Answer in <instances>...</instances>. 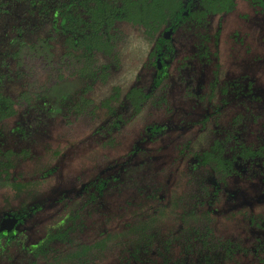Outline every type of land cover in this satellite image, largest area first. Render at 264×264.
I'll return each instance as SVG.
<instances>
[{"label":"flooded vegetation","instance_id":"flooded-vegetation-1","mask_svg":"<svg viewBox=\"0 0 264 264\" xmlns=\"http://www.w3.org/2000/svg\"><path fill=\"white\" fill-rule=\"evenodd\" d=\"M37 1L46 2L43 10H36V6L40 8ZM117 1L118 4L121 3V0ZM181 1L183 3L182 13L188 16L189 11L193 8L190 2H198L199 0ZM51 2H62L64 7L63 15L58 16V20H54L50 12ZM231 2L229 4L231 6L230 10L233 8L234 0H231ZM99 4H101L102 8L106 6V8L110 9L115 6V0H0V24L1 21L4 22V26L0 29V34L2 36L7 34V43L15 46L14 52L8 55L4 54L5 57L10 56V61L20 56L22 57L20 53L21 51L23 52L24 46L27 45L25 39L40 29H44L43 32L47 31L46 35L36 39L35 43L32 42L31 44L37 46L40 60H42L44 52H46L44 54L45 59H50L53 57V47L46 42L50 39L47 35L51 31H55L56 35L63 37L64 51L61 53V63H65L66 67L71 70H67L68 78L66 79L64 77V69L60 68V73L56 76V80L46 88L44 86L42 89H35V86H33L26 89L27 94L32 99L26 102L21 98L20 103L25 105L23 112L28 115L26 121L33 128H28L29 126L26 125L23 133H34L36 129H40L42 125H47L49 121L57 119L61 115L66 116L71 113L82 115L83 111H86L88 107H90L92 115L97 114V109L103 106L111 118L108 121L110 122L108 123L109 127L105 125L107 123L105 120L93 129V132L96 133V140L99 141L100 138H97V135L99 136L100 132L115 130L121 125L122 120L119 117L123 115L122 111L125 108H128L132 115H143V112L145 111V114L150 106L155 108L167 107V110L169 109L167 95L169 93L168 82L171 75H169L168 69L175 53V45L171 43V37L190 20L177 23L175 26L170 25L169 21H166L158 28H151L133 22L130 19H123L110 26L102 22L100 28L96 27L94 29L93 25L96 23L97 17L90 18L92 14L90 15L87 10L88 8L99 10ZM30 10L33 11L32 15ZM230 10L218 12V14L224 15ZM124 12L126 16L127 11ZM71 13L74 15L73 19L67 16V14ZM10 19H16L15 21H19V23L11 24ZM85 20L86 22H84ZM91 22H93L92 25H89ZM124 23L128 24L132 31H136L137 34L140 33V39L147 43H153L151 64L155 67V74L151 85L147 90L137 84L129 86L126 90H123L121 86H114L109 96L103 98L100 102H95L93 97L90 96L92 85L97 81H107L111 73L120 68L119 48L122 45L123 37L121 35H123V32L121 26ZM191 25L190 28L194 31L193 25ZM47 26L50 29H46ZM100 33H103L101 38L98 37ZM150 34L154 36H149ZM86 36H88V40L97 38V40H107L110 44L103 43L108 46L104 48L94 46L93 49L88 50L84 44ZM160 37L163 38L164 42H159ZM102 58H110L111 62L108 64L99 62V59L102 60ZM4 59L6 60L5 67L0 70V75L6 76V74H10L11 77L12 75L16 76L9 72L11 69H8L11 67L9 66V60L7 58ZM187 61H180L179 65H177L178 73L176 72L174 76L175 80L185 84L181 86L185 90L194 88L198 95V102L208 106V108L201 112L202 116L198 129V132L202 133L203 137L186 140V142L182 141L179 146L173 145L176 151L175 156L179 157L181 161L184 158L187 160L180 170V174L168 172L171 175L165 180L167 185L161 187L160 184H157L159 179L156 176L157 172L162 169L161 163L151 165L148 161H141L137 164L132 162V157L137 150L145 149V146L139 147L137 145L117 169L120 174L115 173L110 177L81 182L79 189L66 190L59 195L58 199L54 201V205L57 204L56 209L58 208V217L52 219L54 228L44 236L41 244H37L32 250L24 247L25 250H30L29 264H43L42 261L37 260L38 257L34 256L33 251L45 243L48 235L54 232L56 227L63 231V239L57 243V246L55 245L62 251L68 250L72 245L87 246L93 244L98 240L99 235L100 237L107 235L106 237H108L109 241V246L105 247L106 250L102 252L89 248L87 261L82 259L73 263L71 261H61V264H91L100 259L101 256H115L123 264H130L135 261L140 264H224L226 260L232 259V256L238 254L239 251L242 254L249 251L244 246L245 239L239 244L233 242L230 234H219L212 216L216 213L214 205L220 204L221 206L224 201L231 202L235 199L237 188L241 185L240 181L243 183L245 179L252 180L254 184L253 186L249 184L250 191H257L259 189L258 185L264 188V175H261L264 174V119L258 123L257 143L245 141L246 137L244 134L248 130L247 126L251 124L249 119H252L254 123L255 119L248 116L244 117L239 113L235 114L230 121H228L229 119L225 121L227 99L224 95L231 94L230 82H219V70L215 69L216 72L213 75H209L205 87L203 85L205 81L203 74L193 75V70L190 67L188 73L185 70L183 74L180 73V69L185 66L188 67ZM201 61L205 62L206 60L202 59ZM15 62L17 65L19 64L17 61ZM215 63L217 64V61ZM203 65L201 64V69H203ZM60 66L62 67V65ZM19 71H21L20 68ZM243 80L245 81L243 92L248 91L247 93L250 94L249 90L253 91L254 86L249 82L250 79L248 77ZM86 84H90L88 89H84ZM177 87L179 85L175 86V88ZM232 87L236 91L233 94L241 92V88L238 85L233 84ZM133 89L136 90L133 91ZM24 91L22 90L18 96ZM38 92H43L45 96L47 95V97L42 98L41 106L37 105L38 101H36L37 97H35ZM18 96L16 97L17 101L20 98ZM81 97L87 99L85 104ZM16 103L15 101V105ZM77 104H79L80 111L76 107ZM197 113L199 114L200 112H195V115ZM186 116L185 113H182L181 119L177 123L174 122L175 120L170 114L168 118L158 124L147 125L144 129L145 136L140 139L152 140L159 138L169 129L179 131L180 127H182L181 123H187ZM34 128L36 129L34 130ZM236 128H238V131H235ZM106 132L102 136H105ZM16 133L19 134L18 132ZM192 140L194 144H190L193 142ZM138 142L136 141L135 143ZM103 144L111 148L117 142H115L114 138L109 137ZM21 155L23 158L20 159L21 161L16 169L20 167L22 160L27 158V156L24 158V155ZM32 173L33 171L31 174H25L24 178L29 179V176L36 174V172ZM160 173H163V169ZM172 175L174 176L171 178ZM45 176L47 174L43 172L41 174L37 173L36 179L41 181ZM81 177L78 174L75 178L76 182H79ZM231 181L238 183V187L230 188L229 190L228 184ZM130 182L135 186V190L138 189L142 193L135 203H141L145 206L144 212L133 211L129 206L127 207L134 200H126L124 198L122 201H124L125 208L128 210V216H122L124 222L118 229L111 228L110 224L114 215L111 206L115 197H113L114 195L110 196L109 192L112 189H117V194H119V190L127 189V183ZM36 186H28L25 193L31 192L34 195ZM247 188L248 186H246ZM244 191L246 190H241L242 193ZM133 192L138 194L137 191L133 190ZM69 194H72V196H69ZM92 194L94 198L89 199ZM246 197L244 196L243 200L239 201L238 214H240L242 225L244 223L249 225L250 229L247 234L260 236L258 242H255L258 244L250 249L252 251L251 255H254L264 251V207L263 210H260L261 213L258 211L253 212L254 205L261 206L264 204V195L263 197L262 195ZM27 202L28 204H23L24 206L22 207L16 200V205L12 206V208L4 207L6 209H0V211H3V217L0 221V238H4V241L5 237L2 236V231H5L6 234L12 232L10 241L14 243L16 232L20 225L24 227L26 220L35 216L44 207V204H42L40 208H37L31 198H28ZM30 204H32L31 207L26 210L23 209ZM148 210L149 212H146ZM200 211L203 213L202 218L198 214ZM207 213H211V217ZM117 216L119 218L121 215L117 214ZM172 220H174L175 226L172 229L169 228V230L167 229V223H171ZM72 225L77 228L76 232H70ZM238 226L235 231L242 230L243 226L241 224H238ZM255 227L261 230L258 231ZM230 233L235 234V236H242L244 231L238 233L230 231ZM72 239L74 243L70 244ZM15 241L17 243L18 240L15 239ZM14 246L20 249L23 248L22 244H14ZM238 256L240 255L238 254ZM261 258L264 259L263 257ZM12 259L14 260L13 255ZM156 259L158 261L153 263ZM256 260L258 264H264L260 259L256 258ZM2 264L11 263L3 261ZM14 264L17 263L14 262Z\"/></svg>","mask_w":264,"mask_h":264},{"label":"rangeland","instance_id":"rangeland-1","mask_svg":"<svg viewBox=\"0 0 264 264\" xmlns=\"http://www.w3.org/2000/svg\"><path fill=\"white\" fill-rule=\"evenodd\" d=\"M15 20L10 19L11 24L19 23V21ZM206 21L205 26H201L196 32L191 30V21H188L171 37V43L175 45V53L168 69V73L171 75L168 82L169 93L167 95L169 109L167 110V107L155 108L150 106L145 114L144 111L143 115H132L130 110L125 108L122 111L123 115L119 117L122 120L121 125L115 130L100 132L99 136L97 135V138H100L99 141L96 140V133L93 132V129L105 120L107 122L105 125L109 127L108 123L110 122L108 121L111 118L103 106L97 109V114L92 115L90 107H88L86 111H83L82 115H75V113L66 116L61 115L58 116L59 118L49 121L47 125H42L40 129L34 128V130L36 129L34 133H23L26 125L29 126L28 128L33 127L26 121L28 115L23 112L25 105L17 101L16 97L19 93L33 86H35V89H42L44 86L46 88L56 80V76L60 73V68L64 69V77L67 79L68 71L71 70L66 67L65 63H61V53L64 51L63 37L56 35L55 31H51L47 35L50 39L46 41L53 47V57L45 59L44 54L46 52H44L42 60H40L37 46L31 43L46 35L47 31L43 32L44 29L29 35L30 37L28 36L25 39L27 45L24 46L23 52L21 51L20 53L22 57L20 56L12 61H10V56L5 57V55L14 52L15 46L7 43V34L4 36L0 34V50L2 51L0 53V70L4 68L6 61L4 58H7L9 66H11L8 68H11L9 72L16 75H12V77L10 74H6V76L0 75V87L17 102L15 105L16 114L0 120V149L11 150L19 155H24L27 150L29 152L26 155L27 158L22 160L20 167L12 169L11 174L21 173V175L25 176V174H31L32 171L33 173L36 172V174H41L42 172L47 174L43 180L39 181L37 179L36 192L34 193L37 198L36 203L44 204V207L35 216L29 217L24 227L20 225L15 236V239L18 240L17 243L13 238L14 243L9 242L7 246L4 238H0V264L3 261L11 264H14V262L17 264H29L30 250H25L24 247L32 250L37 244H41L44 236L54 228L52 219L58 217V208L56 209L57 204L54 205V201L58 199L59 195L66 190L79 189L81 182L110 177L115 173L120 174L117 169L137 145L139 147L145 146V149L137 150L132 157V162L137 164L141 161H148L151 165L161 163L163 173H160L161 169L156 175L159 179L157 184H160L161 187L167 185L165 180L171 175L168 172L180 174V170L187 160L184 158L181 161L179 157L175 156L176 151L173 145L179 146L182 141L186 142V140L203 137V134L199 133L198 129L202 116L201 112L208 108V106L198 102V95L194 88L185 90L184 87H181L185 84L175 80L174 76L176 72L178 73L177 65H179L180 61L188 60V67L185 66L180 69V73L183 74L184 70L188 73L191 68L193 75L203 74L205 78L203 85L205 87L209 75H213L216 72L215 69L219 70V82H230L229 86L231 88V94L224 95L227 99L225 121L227 119L230 121L235 114L239 113L244 117H253L255 123L252 119H249L251 124L247 126L248 130L244 135L246 137L245 141L257 143L258 123L264 119V0H234L233 8L228 13L224 15L218 13L209 15ZM3 26L4 22L1 21L0 29ZM48 28L50 29L49 26L46 27V29ZM121 30L123 32V35H121L123 40L119 48L120 68L111 73L107 81H97L92 85V93L91 95L88 93V95L93 97L95 102H100L103 98L109 96L114 86H121L123 90H126L129 86L137 84L147 90L155 74V67L151 64L153 43H147L140 39V33L137 34L136 31H132L126 23L122 24ZM100 59L99 62H104L105 64L111 62L110 58ZM202 59L206 61L202 62ZM15 61L19 64L17 65ZM201 64H204L203 69H201ZM19 68L21 71H19ZM246 77L250 79L249 82L254 86L253 91L249 90L250 94L247 93L248 91L243 92L245 87L243 79ZM233 84L241 88L240 93L233 94L236 92L234 87H232ZM176 85H179V87L175 88ZM198 111L200 113L195 115V112ZM182 113L187 115L186 118L189 125L180 122L182 127H180L179 131L169 129L163 136L161 135L162 137L159 136V138L152 140L140 139L145 136L144 129L147 125L158 124L168 118L170 114L175 120L174 122L179 123ZM235 131H238V128ZM105 132L106 135L102 136ZM109 137L114 138L115 142H117L114 147L110 148L103 144ZM136 141L139 142L135 143ZM190 144H194V141ZM52 167L54 168L52 169ZM78 174L82 177L79 182H76L75 178ZM261 175L263 176L264 174ZM243 181V183L240 181L241 185L239 188H237L238 183L229 182V190L230 188H237V195L233 201H224L221 206L220 204L214 205L216 213L212 218L217 225L218 233L230 234L233 242L239 244L245 239L244 246L249 249L245 254L239 251L238 254L240 256L235 254L232 259L226 260L224 264H258L256 258L264 262V259L261 258H264V251L251 255L252 251L250 250L258 244L255 242H258L260 236L257 234L248 235L249 225L247 223L242 225L240 214H238L239 201L243 200L244 196L256 197L262 195L263 197L264 188L258 185L259 189L257 191H250V185L253 186L254 184L253 181L251 180V182L247 179ZM127 184V189L119 190V194H117V189H112L109 192L110 196L114 195L113 197H115L111 206L114 211L113 221L110 224L111 228L114 229H118L124 222L122 216H128V210L125 208L124 201H122L124 198L126 200H134V202L127 205L133 211L144 212L145 209V206L141 203H135L142 195L139 192L140 190H135L136 188L132 182ZM246 186H248L247 189ZM242 189L246 191L242 193ZM133 190L137 191L139 196ZM72 194H69V196H72ZM14 195L10 187L0 189V209L3 208L2 204L4 202L9 203L8 208L16 205L12 199ZM18 203L20 206H24L19 201ZM263 207L264 204L261 206L254 205L253 212L258 211L261 213L260 210H263ZM231 211L233 212L231 213ZM146 212H149V210ZM117 214L121 215L119 217L120 220ZM198 214L202 218L203 213L200 211ZM207 215L211 217L212 214L207 213ZM2 217L3 211L1 210L0 221ZM238 224L243 226L242 230L235 231L239 227ZM174 226V220L171 223H167V229H172ZM255 229L261 230L256 227ZM230 231L235 233L244 231V233H242V236H235ZM161 232L163 233L162 230ZM246 235L248 236L246 237ZM14 244H22L23 248H16ZM157 261L158 259L153 263ZM91 264L123 263L116 259L115 256H101L100 259ZM130 264L140 263L135 261Z\"/></svg>","mask_w":264,"mask_h":264},{"label":"trees","instance_id":"trees-1","mask_svg":"<svg viewBox=\"0 0 264 264\" xmlns=\"http://www.w3.org/2000/svg\"><path fill=\"white\" fill-rule=\"evenodd\" d=\"M37 2H39L38 4L40 5V8L36 6V10H43L46 2ZM190 3L193 8L191 11H189L188 16H185L182 13L183 3L181 0H121L120 4H118V1L115 0V6L113 8L108 9L106 8V6L105 8H102L101 4H99V10H91L88 8L87 11L90 12V15L92 14L90 18L97 17L96 23H94L93 25L94 29L96 27L100 28L102 22H105L107 26H110L113 23L116 24L118 20L123 19H130L133 22L151 28H158L161 26L162 23H165L166 21H169L170 25L175 26L177 23H183L190 20L191 24L193 25L194 31L196 32L201 26H205L207 22L206 17H208L210 14L230 10L231 6L229 4H231L232 2L231 0H199L198 2ZM63 9L64 7L62 5V2H51L50 12L54 20H58V16L63 15ZM31 11L32 10H30V13L32 15L33 11ZM124 11H127L126 16ZM67 16L72 19L74 18L73 13L67 14ZM84 22H86V20ZM92 23L93 22H91V24L89 23V25H92ZM102 36L103 33L98 34L99 38H101ZM149 36L153 37L154 35L150 34ZM87 38L88 36L85 37L84 44L86 45L88 50L91 48L93 49L94 46L104 48L108 46L104 44H110L107 40L102 41L100 39L97 40V38L88 40ZM159 42H164L162 37L159 38ZM89 87L90 84H86L84 86V89H88ZM134 90L136 89H133V91ZM18 97H20L18 98L19 102L21 98H23L22 100L26 102L32 99V97L28 95L26 91L22 92V94ZM35 97H37V105L41 106L42 98L47 97V95L45 96L43 92H38ZM81 99L85 104L87 99H83V97H81ZM78 106L79 104L76 105L77 109H79ZM15 111L16 110L14 99L8 94H6L0 87V120L14 115ZM27 153H29L28 150L27 152H24V158L26 157ZM21 158L23 157H21L19 154L12 152L11 150L0 149V189L10 187L15 194L14 196H12L13 201L17 200L22 204H28L27 199L31 198L34 201L33 204H35L37 208H40L41 205L36 203L37 198L36 196H34L35 194H31V192L25 193V191H27L28 186L37 185L36 174L29 176L30 180L28 178L25 179L24 176L21 175V173H18L16 175L11 174V170L15 169L18 166L19 162L21 161ZM93 198L94 195H90L89 199ZM31 205L32 204L28 205L23 209L26 210L28 207H31ZM4 207L8 208L9 203L7 204L4 202L3 208ZM76 231L77 228L72 225L70 232L73 233ZM1 234L5 237V243L8 246L9 242H11L10 240L12 232L6 234L5 231H2ZM106 236L107 235L100 237L99 235L98 240H96L93 244H89L87 246L79 244L72 245L70 246V248H68V250L62 251L56 246L57 243L63 239V231H61L60 228L56 227V230L48 235L45 243L35 248L33 254L34 256L38 257L37 260L43 261V264H61V261H71L73 263L81 259L83 261H87V256H89V254H87L89 248L97 249L99 252L106 250V248L109 246L108 237ZM73 243L74 241L72 239L70 241V244Z\"/></svg>","mask_w":264,"mask_h":264}]
</instances>
